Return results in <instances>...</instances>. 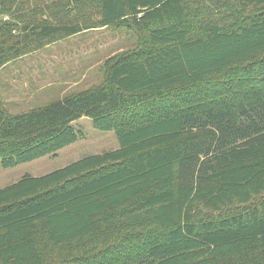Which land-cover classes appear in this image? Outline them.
<instances>
[{
    "label": "trees",
    "instance_id": "16d2710c",
    "mask_svg": "<svg viewBox=\"0 0 264 264\" xmlns=\"http://www.w3.org/2000/svg\"><path fill=\"white\" fill-rule=\"evenodd\" d=\"M98 28L136 46L85 91L0 97V167L83 117L119 147L1 188L0 264H264V0H0V69Z\"/></svg>",
    "mask_w": 264,
    "mask_h": 264
},
{
    "label": "rangeland",
    "instance_id": "374dc122",
    "mask_svg": "<svg viewBox=\"0 0 264 264\" xmlns=\"http://www.w3.org/2000/svg\"><path fill=\"white\" fill-rule=\"evenodd\" d=\"M135 46V36L125 29L98 28L49 45L32 56L15 61L0 73V82L13 86L11 91L17 89L12 98L19 104L7 106L8 111L16 114L99 85L103 79L104 61ZM2 94L5 97L7 90L2 91ZM8 98L6 96L4 99ZM72 127L81 137L55 155L10 169L0 167V189L24 176L41 177L82 158L119 147L113 132L95 130L89 118L75 121Z\"/></svg>",
    "mask_w": 264,
    "mask_h": 264
},
{
    "label": "crops",
    "instance_id": "0c3cea01",
    "mask_svg": "<svg viewBox=\"0 0 264 264\" xmlns=\"http://www.w3.org/2000/svg\"><path fill=\"white\" fill-rule=\"evenodd\" d=\"M47 48V47H46ZM29 56H32V54L31 55H28V56H26V57H29ZM23 58H25V57H23ZM23 58H21V59H19V60H22ZM19 60H16V61H19ZM15 62V61H14ZM14 62H11V63H9V64H7L4 68H2V69H0V73H2L3 71H5V69L9 66V65H11L12 63H14ZM12 78V77H11ZM14 81V80H13ZM2 85V87H1V91H0V97H1V99H2V101H3V104L7 107V106H12L13 104H19V103H17V102H15V100L12 98V95H15L16 94V91H17V89H15L14 91H11L12 89H11V87H13V86H11L9 83H7V82H0V86ZM5 89L7 90V94H6V96H7V98L10 96L11 98H8V100H5L4 98L6 97H4V95L2 94V91H5ZM60 99V98H59ZM57 100V99H56ZM54 101V100H53ZM25 102V101H24ZM23 102V103H24Z\"/></svg>",
    "mask_w": 264,
    "mask_h": 264
}]
</instances>
